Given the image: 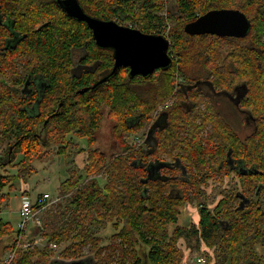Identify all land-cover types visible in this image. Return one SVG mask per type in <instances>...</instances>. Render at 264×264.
<instances>
[{"label": "trees", "instance_id": "trees-1", "mask_svg": "<svg viewBox=\"0 0 264 264\" xmlns=\"http://www.w3.org/2000/svg\"><path fill=\"white\" fill-rule=\"evenodd\" d=\"M79 1L94 17L147 33L164 35L169 20L174 61L170 68L149 76H131L122 66L93 89L112 71L114 51L97 45L85 21L70 17L57 0H0V149L6 143L0 152V192L7 186L16 188V177L24 179L31 173L26 163L34 157L54 149L66 156L71 133L87 140V146L79 148L87 151L85 173L105 171V176H93L80 187L83 175L70 169L62 193L72 194L65 209L56 214L59 221L44 216V224L35 229V234L64 246L58 256L48 246L19 248L11 264H182L187 251L181 241L190 238L197 241V248L204 244L213 250L214 256L210 250L206 253L209 264H264V204L240 207L234 181L230 186L227 179L228 192L214 207L200 202L199 228L192 229L181 217L192 195L201 198L205 190L203 181L191 187L186 167L225 166L230 150L233 159L242 154L231 126L217 113L205 112L197 123L200 114L191 118L168 110L164 142L173 144V152L177 151L187 171L176 179V188L159 186L152 178L142 182L147 174L141 162L155 159V141L145 151L142 145L133 146L126 140L127 135L150 128L156 135L153 113L174 96L176 101L178 96L181 101L205 100L201 91L185 97L197 86H230L241 73L248 86L264 87V0ZM214 8L243 11L252 21L249 35L239 39L185 31L188 22ZM14 33L21 37L7 46ZM75 56L82 60L80 71L72 66ZM176 70L184 77L186 91H175ZM30 71L34 88L22 91ZM183 112L185 116L189 113ZM104 118L112 122L111 135L120 152L109 155L96 145ZM201 131L206 136L200 138ZM242 149L251 162V140ZM256 154L258 166L264 170V145ZM19 155L23 158L16 162ZM13 165L18 167L17 173L8 171ZM257 185L260 189L245 182L244 192L255 198L264 196V174ZM37 209L35 205L34 211ZM223 222L225 228L220 225ZM102 225L113 228L108 240L100 233ZM14 233L17 238L7 249L26 237V231L16 230L0 218V238Z\"/></svg>", "mask_w": 264, "mask_h": 264}, {"label": "flooded vegetation", "instance_id": "flooded-vegetation-1", "mask_svg": "<svg viewBox=\"0 0 264 264\" xmlns=\"http://www.w3.org/2000/svg\"><path fill=\"white\" fill-rule=\"evenodd\" d=\"M64 11L67 13L66 10ZM251 28L252 21L251 27L246 35L225 37H236L239 39L245 38L249 35ZM20 37V33H14L11 40L7 42V46L12 45V42L16 41ZM254 53H258L256 48L254 49ZM21 66L22 74L25 76L26 72L24 71V63ZM72 66L76 71H80L84 68L82 60L79 56H75ZM31 72L32 71L29 72L25 86L22 87V91L31 92V89L34 88L32 87L31 82L35 80H33ZM175 73L177 76V85L175 91H186L185 89L188 87L184 85V77L179 70H176ZM263 88L264 87L260 84H256L253 87L248 86L244 78L241 76V73H238L237 80L233 85L197 86L192 91L187 92L188 94H185V97L188 98V96L201 91L200 96L206 98L203 101L200 100V102L198 101L196 103L192 102L191 100L181 101L179 100L180 96H178L176 101V96H174V98L164 104V106H161L155 110V118H152L155 122V130L157 129V133L155 135V133L151 131V128L146 129L144 137L140 140L145 151L150 148L154 141L157 144L155 150V159H151L152 161L149 162L145 158L144 161L141 162V165L147 174L143 177L142 182L146 183L148 182L149 178H152L158 183L159 186H169L170 188H176V179L183 178L184 173H187V168L189 178L191 179V187L195 188L197 182H204L205 190L204 194L200 195L201 198H197L196 194L192 195V202L196 203L197 205H200V202H203L205 206L208 205L210 208L214 207L220 201V198L224 197L228 192V188L226 187L227 179L231 183L230 186L233 183L232 181L235 183L238 205H240L242 202H244L245 205L252 203L264 204V196H258L255 198L251 192H244L245 182H249L251 187L256 185L257 189H260L261 186L257 185L259 176L264 174V170L258 166L256 159L257 157H255L257 155L256 152L258 148L262 149L264 145V91L261 90ZM168 110L176 111L175 113L183 117L193 118L195 114H200L197 119V123L201 122V115H203L205 112L213 111L217 113L219 118L225 124H229L231 126L233 132L235 133L237 144L241 146L239 151H241L242 154L234 159L230 156L231 154H229V159L226 161L228 165L225 166L221 164L222 166L188 165V167H186L184 162H181L177 158V151L175 150V152H173V144L166 146L164 142V138L167 134V126L169 125ZM183 110L186 113L189 111L187 116L183 115L185 114ZM202 136H206V132L201 131L199 133V137L202 138ZM247 139L251 140V143L254 147V154L251 156V162H249L244 157L242 149V145ZM214 146L216 145L214 144ZM168 150L169 152H166ZM230 151L232 152V150ZM168 153L171 155L169 156ZM197 207L198 210L191 215V220H189L188 224L192 229L200 227V207ZM220 225L225 228L226 223L223 222Z\"/></svg>", "mask_w": 264, "mask_h": 264}, {"label": "rangeland", "instance_id": "rangeland-1", "mask_svg": "<svg viewBox=\"0 0 264 264\" xmlns=\"http://www.w3.org/2000/svg\"><path fill=\"white\" fill-rule=\"evenodd\" d=\"M170 24L172 27V22H170ZM168 101L164 102L161 106H164V104H166ZM153 118H155V113H153ZM111 126V120L108 118H104L102 121V126L96 134V145L102 150H105L109 155L113 152L121 151L113 141L111 135ZM144 135L145 130H142L139 133L127 135L126 140L129 141L133 146H141L140 140L144 137ZM68 137H71L70 139L72 144L66 156H61L54 149L41 158L34 157L33 161L30 162V164L26 163V165H29L28 168L31 169V173H29V175H26L24 179L22 177H16L17 179L14 182L16 188L11 190V188L7 186L2 192H0V218H2L5 222H10L16 230L18 229V224L21 219L20 214L17 212V204L20 202L19 198H21L22 195H30L32 199H35L39 194L44 192H49L52 196H62L58 202H48L47 207L38 213V215L42 219V224H44V216H48V220L59 221V217L56 214L60 211L62 212L65 209V207L63 206L66 204L67 199L70 197L69 194H72V192H70L68 195L62 193V182L69 177L70 169L75 168L78 170V173H81L83 175L80 187L86 186L90 178L93 176L98 178L105 176V171L95 173L94 175H88L85 173L83 167L86 163L87 151H80L79 148L86 147L87 140L86 138H79L73 133L69 134ZM75 143H79V145L77 146L75 145ZM5 148L6 143H4L3 147H1L0 152ZM22 158L23 155H19L16 162H18ZM15 166L16 165L8 167V171L10 173H17L18 167ZM22 187H24L25 189L27 188L28 191H25V189H23ZM197 206L198 205L196 203L191 201L183 209V215L181 217H183V220H187V224H189V220H191V215L198 210ZM67 212L68 211L65 210V214ZM28 228H31L32 231L27 232L26 230V237H24L23 240L35 241L36 238L39 237L42 238V240L37 241V243L34 245V248H42L43 246H48L49 248H51L49 243L55 241H49L44 235L40 233L35 234L36 230L33 226H29ZM100 231L101 234L105 235L106 240H108V237L112 233L111 231H113V228L111 227V225H102L100 227ZM16 238L17 233L6 236L4 238H0L1 262L5 260L10 251V249H7V246L13 243ZM181 245L187 251L184 259L185 261H183L182 264H195L196 258L198 256H204L207 260V264H209L208 255L206 256L207 250H210L209 247H206L203 244L200 248H197L198 243L193 238H190L188 240L182 239ZM63 247V245L57 244V247L51 249L57 252L56 255L58 256V253L62 251ZM85 252V255H88L87 248L85 249ZM210 252H212V255L214 254L213 250H210Z\"/></svg>", "mask_w": 264, "mask_h": 264}, {"label": "water", "instance_id": "water-1", "mask_svg": "<svg viewBox=\"0 0 264 264\" xmlns=\"http://www.w3.org/2000/svg\"><path fill=\"white\" fill-rule=\"evenodd\" d=\"M57 2L70 16L88 24L99 47L114 51L115 63L112 71L96 82L93 89L104 83L122 66L129 68L131 76H149L160 69L171 67L174 61L170 54L171 41L163 34L147 33L139 28L121 25L115 20L94 17L84 10L79 0ZM250 27L251 21L240 9L214 8L188 22L185 31L191 35L244 36ZM244 206L242 202L240 207Z\"/></svg>", "mask_w": 264, "mask_h": 264}, {"label": "built area", "instance_id": "built-area-1", "mask_svg": "<svg viewBox=\"0 0 264 264\" xmlns=\"http://www.w3.org/2000/svg\"><path fill=\"white\" fill-rule=\"evenodd\" d=\"M166 21L167 24L166 27L164 28L165 29L164 36L169 38L168 35L171 30V24L169 20ZM25 191H28L27 188L25 189ZM61 197L62 196H52L49 192L41 193L35 199H32L30 195H22L18 210L21 219L19 221L17 230L26 231L29 229L28 228L29 226H33L35 227V229L38 228V226H41L42 219L38 215V213L47 207L48 202L51 203L58 202L61 199ZM35 205H37L39 209L34 211ZM41 240L42 238L39 237L36 238L35 241H29V240L27 241V240H23V238L18 239V243H16V245L10 248V251L6 256L5 260L2 261V264H11L19 248H23L26 250L34 248L35 247L34 245L37 243V241H41ZM49 245L51 248L57 247L56 242H50ZM195 264H207V260L204 256H198L196 258Z\"/></svg>", "mask_w": 264, "mask_h": 264}, {"label": "crops", "instance_id": "crops-1", "mask_svg": "<svg viewBox=\"0 0 264 264\" xmlns=\"http://www.w3.org/2000/svg\"><path fill=\"white\" fill-rule=\"evenodd\" d=\"M22 188L25 189L24 187H22ZM19 199H20V201H21V198H19ZM19 205H20V202L17 204V212H18V213H19V211H18V210H19V207H18ZM29 229H31V228H29ZM13 242H14V241H13Z\"/></svg>", "mask_w": 264, "mask_h": 264}, {"label": "bare ground", "instance_id": "bare-ground-1", "mask_svg": "<svg viewBox=\"0 0 264 264\" xmlns=\"http://www.w3.org/2000/svg\"><path fill=\"white\" fill-rule=\"evenodd\" d=\"M114 9H115V8H114ZM22 55H23V54H22ZM47 68H48V67H47ZM199 98H200V97H199ZM199 98H198V99H199ZM196 101L198 102L199 100H196ZM204 103H205V102H204ZM178 127H179V126H178ZM141 260H142V259H141Z\"/></svg>", "mask_w": 264, "mask_h": 264}]
</instances>
